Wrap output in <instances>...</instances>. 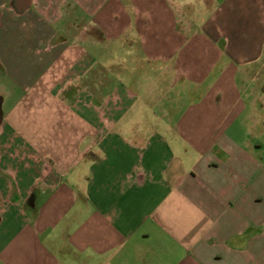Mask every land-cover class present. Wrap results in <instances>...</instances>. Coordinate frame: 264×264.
<instances>
[{"label":"crops","instance_id":"0c3cea01","mask_svg":"<svg viewBox=\"0 0 264 264\" xmlns=\"http://www.w3.org/2000/svg\"><path fill=\"white\" fill-rule=\"evenodd\" d=\"M200 2L0 0V264H264V0Z\"/></svg>","mask_w":264,"mask_h":264},{"label":"rangeland","instance_id":"374dc122","mask_svg":"<svg viewBox=\"0 0 264 264\" xmlns=\"http://www.w3.org/2000/svg\"><path fill=\"white\" fill-rule=\"evenodd\" d=\"M203 3L200 2V0H198V4H197V11H196V19L198 20V23L201 21V19H203L205 17V10H202ZM196 8V7H195ZM194 11V10H192ZM264 77L263 75H261L260 78Z\"/></svg>","mask_w":264,"mask_h":264}]
</instances>
